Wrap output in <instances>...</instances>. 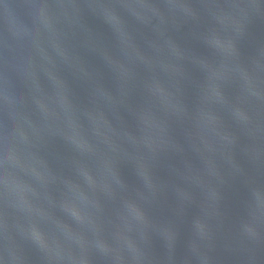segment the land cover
<instances>
[{
    "label": "water",
    "instance_id": "obj_1",
    "mask_svg": "<svg viewBox=\"0 0 264 264\" xmlns=\"http://www.w3.org/2000/svg\"><path fill=\"white\" fill-rule=\"evenodd\" d=\"M0 264H264V0H0Z\"/></svg>",
    "mask_w": 264,
    "mask_h": 264
}]
</instances>
